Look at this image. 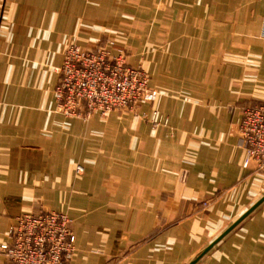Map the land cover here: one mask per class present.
<instances>
[{
  "label": "crops",
  "instance_id": "crops-1",
  "mask_svg": "<svg viewBox=\"0 0 264 264\" xmlns=\"http://www.w3.org/2000/svg\"><path fill=\"white\" fill-rule=\"evenodd\" d=\"M124 21L147 23L130 36L157 123L58 113L62 48L121 46ZM262 102L264 0H0V244L52 210L75 234L67 264H186L264 194L238 130ZM196 264H264V202Z\"/></svg>",
  "mask_w": 264,
  "mask_h": 264
},
{
  "label": "built area",
  "instance_id": "built-area-1",
  "mask_svg": "<svg viewBox=\"0 0 264 264\" xmlns=\"http://www.w3.org/2000/svg\"><path fill=\"white\" fill-rule=\"evenodd\" d=\"M57 72L55 110L63 116L88 120L148 102L152 106L147 119L157 123L155 92L143 91L144 81L138 80L139 74L129 68L123 50L112 41L93 49L65 45ZM238 130L245 151L243 167L250 163L264 167V102L242 109ZM70 223L61 212H22L0 244V253L10 264H67L75 251Z\"/></svg>",
  "mask_w": 264,
  "mask_h": 264
},
{
  "label": "rangeland",
  "instance_id": "rangeland-1",
  "mask_svg": "<svg viewBox=\"0 0 264 264\" xmlns=\"http://www.w3.org/2000/svg\"><path fill=\"white\" fill-rule=\"evenodd\" d=\"M134 24L139 26L140 28L145 27L147 25L146 22L131 23V22H125L124 21L123 24L121 25L120 32L125 39V41H124L125 43L122 42L121 46H117V47L114 46V47L120 48L123 50V57H124L126 64L129 66L130 69L136 70V72L139 74L138 80H140V82L144 81L143 91L144 92L153 91V89L149 85L150 75L148 74V71L145 69L146 65L144 63L146 61V53H147V48H146V44H145L146 38H137V37L131 38L130 30L133 28L132 26H134ZM104 39H109V40H106L107 42L113 41V38H110V37H105ZM101 43L103 45L105 44V43H103V40ZM101 43L99 45L96 44L92 47H86V48H82L80 46L79 47L82 49H93V48H96V47L102 45ZM76 46H78V45H76ZM135 59L137 61L132 62ZM143 63H144V65H143ZM151 106H152L151 103L146 102V103L139 104L133 108L112 110L111 112L123 111V112L137 113V115L140 117L141 120L146 121L147 120L146 113H148L150 111ZM154 106L156 108V101L154 103ZM78 168H80V167H77L76 172H80V171H78Z\"/></svg>",
  "mask_w": 264,
  "mask_h": 264
},
{
  "label": "water",
  "instance_id": "water-1",
  "mask_svg": "<svg viewBox=\"0 0 264 264\" xmlns=\"http://www.w3.org/2000/svg\"><path fill=\"white\" fill-rule=\"evenodd\" d=\"M264 202V194L250 205L239 217H237L228 227H226L219 235H217L208 245L201 249L186 264H196L203 256H205L216 244H218L227 234L234 230L246 217L255 211Z\"/></svg>",
  "mask_w": 264,
  "mask_h": 264
}]
</instances>
